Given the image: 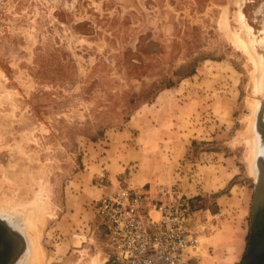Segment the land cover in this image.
<instances>
[{
  "label": "rangeland",
  "instance_id": "1",
  "mask_svg": "<svg viewBox=\"0 0 264 264\" xmlns=\"http://www.w3.org/2000/svg\"><path fill=\"white\" fill-rule=\"evenodd\" d=\"M259 122L264 0H0V220L26 240L11 264L40 194L45 264H109L96 201L150 185L193 198L192 264H242Z\"/></svg>",
  "mask_w": 264,
  "mask_h": 264
},
{
  "label": "built area",
  "instance_id": "2",
  "mask_svg": "<svg viewBox=\"0 0 264 264\" xmlns=\"http://www.w3.org/2000/svg\"><path fill=\"white\" fill-rule=\"evenodd\" d=\"M94 207L113 260L192 264L199 241L195 203L175 186L121 187Z\"/></svg>",
  "mask_w": 264,
  "mask_h": 264
},
{
  "label": "bare ground",
  "instance_id": "3",
  "mask_svg": "<svg viewBox=\"0 0 264 264\" xmlns=\"http://www.w3.org/2000/svg\"><path fill=\"white\" fill-rule=\"evenodd\" d=\"M225 15V14H224ZM225 18H227V17H225V16H223L222 17V19H221V26H224V28H225V26H226V20L227 19H225ZM227 23H228V21H227ZM223 28V27H222ZM223 28V29H224ZM226 30V29H225ZM227 30H229V29H227ZM226 30V31H227ZM232 37H234V41H235V39H236V41L234 42V43H236L237 42V44L238 45H241V46H239L240 48H244L243 50L245 51V52H247V54L249 55V50L246 48V42L244 41V39L242 38V37H240V36H237V38L233 35H231V38ZM236 44V45H237ZM254 56V55H253ZM253 62V61H252ZM256 100V99H255ZM257 107H258V103L256 102V101H254L253 103H252V106H251V108H252V110H253V116L252 115H250V118H249V133L252 135L253 133H254V126L256 127V121H255V114H256V109H257ZM260 123V122H259ZM261 124V128L262 129H264V126H263V123H260ZM259 127V126H258ZM253 132V133H252ZM251 137V136H250ZM254 138V137H253ZM250 139H252V138H250ZM253 140V139H252ZM249 141V140H248ZM254 142V143H253ZM253 142H251V143H253V144H251L252 145V148H251V154H250V158H248L249 160H248V162H249V164H250V169H252L253 171H255L254 173H255V175H256V177H257V179L260 181V179H261V172H259V173H257V171L255 170V164H256V156L259 158V156H261V153H262V158L264 159V138H259V136L257 137V135H256V137H255V139L253 140ZM250 145V144H249ZM259 181H258V183H259ZM42 185V184H41ZM44 191V190H43ZM37 193V192H36ZM40 194V192H38V195ZM41 195V194H40ZM39 195V196H40ZM39 196H37V199H36V201H31V206L33 205L34 207H30V208H32V210H30L29 209V211H26V212H24V214H25V216H24V218H25V222L27 221V226L26 227H28V229H29V231L31 230L32 231V235H31V237L30 238H28V239H30L29 240V242H30V246H29V248H30V253H29V257H28V259H26V264H45V252H44V249L42 248V245H41V243H40V237H41V232H40V229H39V225L41 224V226L44 224V214H45V212L48 210H46V208H48V204H47V202L44 200V198L42 197L43 196V194H42V196L41 197H39ZM32 200H34V199H32ZM2 201H3V199H2ZM9 205V204H8ZM20 205V204H19ZM18 205V206H19ZM29 205V204H28ZM20 207H24V211H25V209L26 208H29V206L27 207V205L26 206H22V205H20ZM26 207V208H25ZM21 208V209H22ZM15 209V208H14ZM18 209V208H17ZM19 210V209H18ZM23 210L21 211L22 213H23ZM14 211V210H13ZM17 212V211H16ZM2 213V212H1ZM1 221V220H0ZM2 222V221H1ZM24 222V221H23ZM24 222V223H25ZM11 228V230H13V232H15L18 236H20L21 238H23V240H24V242L26 241L25 240V238H24V232H22L23 230H22V228L21 227H19V225H15L14 227H10ZM28 232V231H27ZM27 237H29V236H27ZM8 243V245H10V241H5L4 242V244H0V255H3V256H0V257H2L3 259H4V253H5V256L7 255V251H5L4 250V248L5 247H3L4 245H6ZM26 243V242H25ZM7 245V246H8ZM11 246V245H10ZM235 246V245H234ZM2 247V248H1ZM12 247V246H11ZM8 248V247H7ZM25 248V247H24ZM1 250H3V251H1ZM10 251L12 250V249H9ZM95 258V257H94ZM3 259L2 260H0V264H2V261H3ZM15 259H14V257H13V259H11V262H13ZM11 262H10V264H11ZM15 264V263H14ZM19 264V263H18ZM89 264H100L99 263V259H92V261H91V263H89Z\"/></svg>",
  "mask_w": 264,
  "mask_h": 264
},
{
  "label": "water",
  "instance_id": "4",
  "mask_svg": "<svg viewBox=\"0 0 264 264\" xmlns=\"http://www.w3.org/2000/svg\"><path fill=\"white\" fill-rule=\"evenodd\" d=\"M264 126V124H263ZM261 168V179H257L255 199L252 207L250 242L245 253L242 264H264V161L259 162ZM259 181V183H258ZM17 234L6 224L0 221V244L5 241L17 242ZM20 248L19 246L17 247ZM13 253H8L2 264H10ZM2 260V259H1ZM109 264H121L112 259Z\"/></svg>",
  "mask_w": 264,
  "mask_h": 264
},
{
  "label": "flooded vegetation",
  "instance_id": "5",
  "mask_svg": "<svg viewBox=\"0 0 264 264\" xmlns=\"http://www.w3.org/2000/svg\"><path fill=\"white\" fill-rule=\"evenodd\" d=\"M17 238V237H16ZM8 243L5 245V248H4V250L5 251H7L8 253L10 252V253H13V257H15V253L19 250L17 247L19 246L20 247V245H19V241L17 240V242L16 243H10V245L12 246H10V245H8ZM8 247V248H7ZM9 249H12L11 251L9 250ZM1 251H3V250H1ZM7 253V254H8ZM0 256H3V255H0ZM12 257V258H13ZM1 259H3L2 257H0V260Z\"/></svg>",
  "mask_w": 264,
  "mask_h": 264
}]
</instances>
